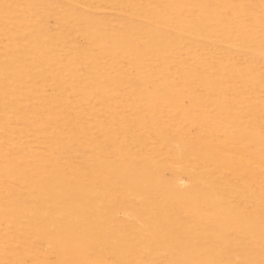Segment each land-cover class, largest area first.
I'll use <instances>...</instances> for the list:
<instances>
[{"label":"rangeland","instance_id":"rangeland-1","mask_svg":"<svg viewBox=\"0 0 264 264\" xmlns=\"http://www.w3.org/2000/svg\"><path fill=\"white\" fill-rule=\"evenodd\" d=\"M0 264H264V0H0Z\"/></svg>","mask_w":264,"mask_h":264}]
</instances>
